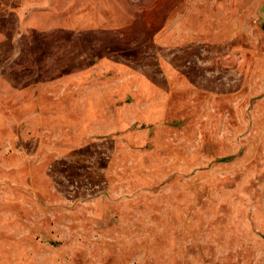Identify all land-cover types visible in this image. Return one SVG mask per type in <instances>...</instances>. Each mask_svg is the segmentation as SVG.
Here are the masks:
<instances>
[{
  "label": "rangeland",
  "instance_id": "obj_1",
  "mask_svg": "<svg viewBox=\"0 0 264 264\" xmlns=\"http://www.w3.org/2000/svg\"><path fill=\"white\" fill-rule=\"evenodd\" d=\"M0 264H264V0H0Z\"/></svg>",
  "mask_w": 264,
  "mask_h": 264
}]
</instances>
